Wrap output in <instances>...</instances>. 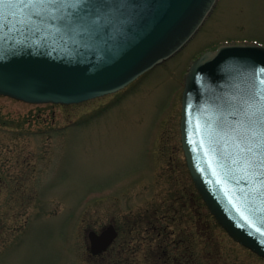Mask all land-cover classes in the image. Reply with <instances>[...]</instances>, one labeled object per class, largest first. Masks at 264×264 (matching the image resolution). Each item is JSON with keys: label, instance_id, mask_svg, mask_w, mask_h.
<instances>
[{"label": "rangeland", "instance_id": "1", "mask_svg": "<svg viewBox=\"0 0 264 264\" xmlns=\"http://www.w3.org/2000/svg\"><path fill=\"white\" fill-rule=\"evenodd\" d=\"M231 42L264 45V0H217L179 53L118 94L67 106L0 96V264H162L151 224L169 264H264L209 212L180 140L190 65ZM109 224L119 237L91 256L88 232Z\"/></svg>", "mask_w": 264, "mask_h": 264}, {"label": "water", "instance_id": "2", "mask_svg": "<svg viewBox=\"0 0 264 264\" xmlns=\"http://www.w3.org/2000/svg\"><path fill=\"white\" fill-rule=\"evenodd\" d=\"M216 3L0 0V95L71 104L116 92L180 51ZM180 132L210 213L264 258V47L225 45L191 64ZM114 237L90 232L91 253Z\"/></svg>", "mask_w": 264, "mask_h": 264}, {"label": "flooded vegetation", "instance_id": "3", "mask_svg": "<svg viewBox=\"0 0 264 264\" xmlns=\"http://www.w3.org/2000/svg\"><path fill=\"white\" fill-rule=\"evenodd\" d=\"M111 224H109L108 226H110ZM112 226H114V225H112ZM114 228H115V230H116V233L118 234V236H117V238L119 237V230H118V228L117 227H115L114 226ZM150 231V238H149V240H155V239H157V240H159L160 242H164V241H166V239H165V232H164V230H159V229H157V228H152V224H151V229L149 230ZM100 232V231H99ZM99 232H97V233H99ZM116 238V239H117ZM115 239V240H116ZM114 240V241H115ZM110 248V247H109ZM108 248V249H109ZM108 251V250H107ZM106 251V252H107ZM105 253V252H104ZM102 256V255H101ZM165 257L167 258V260H168V262L166 261V264H169V256H166V254H165ZM174 259H177L176 257H173ZM161 259V258H160ZM159 262H160V260H158ZM162 264H164V262L162 263Z\"/></svg>", "mask_w": 264, "mask_h": 264}, {"label": "trees", "instance_id": "4", "mask_svg": "<svg viewBox=\"0 0 264 264\" xmlns=\"http://www.w3.org/2000/svg\"><path fill=\"white\" fill-rule=\"evenodd\" d=\"M201 238V237H200ZM202 239H204V241H207L206 239H207V237L204 235V236H202ZM166 241H164V242H160V245H162V247H160V252L164 255V256H161V259H159L160 260V262H164V264H166V261L168 262V260H167V258L165 257V254L167 253V250H166V248L165 247H163L164 246V243H165ZM186 259V258H185ZM189 259L190 258H187V261L184 263V264H192V263H190L189 262Z\"/></svg>", "mask_w": 264, "mask_h": 264}, {"label": "bare ground", "instance_id": "5", "mask_svg": "<svg viewBox=\"0 0 264 264\" xmlns=\"http://www.w3.org/2000/svg\"><path fill=\"white\" fill-rule=\"evenodd\" d=\"M196 34H197V32L194 34V36H195ZM194 36H193L192 38H194ZM192 38L186 43V45L192 40ZM186 45H185V46H186ZM185 46H183L182 49H183ZM182 49H180V51H181ZM180 51H178L177 53H179ZM177 53H176V54H177ZM172 57H173V56H172ZM172 57H171V58H172Z\"/></svg>", "mask_w": 264, "mask_h": 264}]
</instances>
